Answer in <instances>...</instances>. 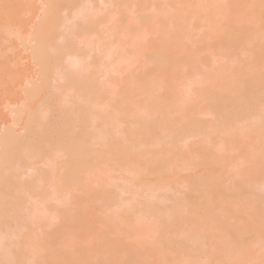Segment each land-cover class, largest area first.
<instances>
[{"label":"bare ground","instance_id":"obj_1","mask_svg":"<svg viewBox=\"0 0 264 264\" xmlns=\"http://www.w3.org/2000/svg\"><path fill=\"white\" fill-rule=\"evenodd\" d=\"M20 1L24 2L22 4H17L20 3ZM36 1L42 4L44 11L39 13L34 12L33 16L38 19L33 23L30 32H24L23 22L20 21L16 23V21H13L12 19V7L22 5V15H29L33 12L31 10L33 6L31 0H0V58L8 59L10 52H14L15 47L13 46L11 39L15 38L23 45L26 44L25 40L30 41L32 44L31 46H28L27 49H31L32 60L35 63L42 65L40 66L39 71L42 76L41 79L38 83H31L32 87L27 86L25 89L28 102L24 103L20 108L13 109L12 114L15 118L11 121L12 124L10 122L9 126L4 128V132L0 134V264H20L17 259L21 258L24 253L20 250L22 245L27 247L28 251H26L29 253H31L32 249L37 253L46 250L47 255L45 256V263L59 264L67 258L66 254L71 252L62 251L63 241L68 237L74 238L69 239L68 243L72 244L73 242V245L76 246L74 250L77 252L73 251V254L70 255L74 256L78 254L76 255V257L79 256L78 258L86 257H82V255L87 253L89 247L83 245V243H81L83 247L82 245H77L75 242L76 237L72 233V231L74 232L75 230L84 231L89 228V219L87 220L85 218L87 214L82 215L80 209L82 210L83 208L81 207L78 209L80 212L70 209V211L64 215L65 222H68L69 224L65 225L61 231L53 230L47 233L45 243L42 241H28L29 238L31 239L32 237L29 232L31 224L44 218L47 211L52 208L59 211L57 206L51 204L49 199L50 195L46 193L38 196V201H31L29 199V196L31 195L29 191H33L36 182H44L46 186L50 181L57 179L52 194V197H56V203L61 202L60 196L66 190H72L71 192H73L74 195L71 198V202H74V200H78V198H75V195L77 197H80V195L77 191H75V193L73 189L80 186L79 183L83 180L81 178L83 173L93 174L97 168L104 165H115L117 167L128 165L130 166L131 177L130 179L128 177L126 181L121 183V186L119 185L120 187H118L122 190H129L134 188L133 186L139 188L142 185L143 187L151 189L152 186L149 182L151 180L148 179L153 178V176H156L157 178L161 177V181L166 183L170 180L168 176L170 174L168 173H170L169 167L171 163L168 161H172V158L168 160V157L165 158V156L172 153V149L175 148L181 139L190 137L193 134V131H196L197 127H202L203 125L201 122H199V125H196L195 120L190 116L191 111L186 109V102V105L184 103L186 108L183 107L184 105H182L183 108H180V105L182 104L181 101L185 98L180 99L179 96H175L174 94L171 98L166 97L169 102L167 103L166 98L163 99L159 97L155 88L157 85L166 82V80L164 81L162 79L164 82L162 81V83L159 84L150 83L146 80V78L148 79L146 75L149 73L148 70V72H146V70H143V72L140 71L139 77L136 76L140 83L137 88L131 86L139 92L140 99L138 98L139 101L137 99L136 102L131 103L133 104V107L130 112L126 110L127 106L125 104L117 101V105H114L115 113L110 112L111 110H96V113H98V116L96 115L97 122L89 121V118L86 116L87 113L89 114L88 116H90V111H92L90 105L76 106L70 104L67 100H64L61 103L58 101V98H56L57 96L48 94L50 90L55 89V82L58 81V76H61L62 78H60V80L70 81L79 86L81 98L94 96L95 100H97L99 94L98 86L95 81L89 82V79L90 77L99 74L97 62H101L102 60L99 56V59L95 56L94 61L88 63L87 58L91 57L92 53L99 51L116 58L115 62H118L119 59H121L118 49L114 51L108 50L109 42L103 37V31L108 22L107 18L109 12H111V8L116 7L117 9H120L122 0H99L106 6V8L104 7L98 10L95 6V0ZM181 1L183 3L178 0H174V2H170L169 0V4H175L174 8L177 9L176 13L179 10L180 14L184 12L182 11L183 9L187 10L190 6H192L191 8L195 7V14L196 16L198 15L195 22L198 20L199 22L200 20L203 22L199 23L200 27H206L205 25H207V23H218L217 25H219V22H225V26L221 23L222 35L217 42L218 44H215L218 46L217 48L215 45L213 46H215L214 49L219 50L224 46H228L229 48L230 45H235L229 49L231 52H229L228 48V51L226 50L223 52V55L227 58L228 56L232 58L233 55V57H235L238 53V50L236 49L240 48L241 44L239 43H241V41L243 43L246 42L252 50L254 47L259 48V46L262 47L264 45V35L261 37L262 39L255 36V33L256 35L259 33L255 29L257 26L264 29V21L259 18L257 11L264 6V2L242 0L238 3V0H230L231 2L226 0L230 5L231 3H234L232 1H235V4L240 6L246 3L248 7L252 9V13L250 14L251 20H249L250 18H247V21L246 19H243L246 22L242 23L237 19V15L241 12L238 9L236 10L234 6H228L229 4L227 5L226 1H224L226 3H222V0H220L221 2L219 3L218 0L207 1L208 3H211L209 4L210 6L206 3L209 8L212 6L211 9H208L204 3L205 7L202 6L203 4H201V6L198 5L203 11V8L209 10L206 9L207 11L204 12L200 10V8L197 9L198 7L195 6L196 3L194 4L188 2L189 0H184L187 4L189 3V6L187 7L185 6L187 4L185 3L184 5V1ZM180 3L185 8L180 7L182 6ZM199 12L203 13V15ZM227 12L230 13L228 14ZM199 14L201 16H199ZM224 15H226V19ZM229 15H232L233 18H230ZM227 17H229V19ZM123 18L124 12H121L120 23L123 22L122 26L125 24ZM152 18L153 17L148 15L142 16L141 22L144 24L145 22H153L154 20L156 25L157 22ZM195 22L194 24H196ZM194 24L193 22L190 24L192 29H195V27H193ZM210 24L207 25V27H215L214 24L212 26ZM190 25L189 27L191 28ZM198 27L199 26L196 28ZM242 27L248 28H245V30L242 31L240 29ZM182 33L185 32H171L170 34H167L164 36L165 38L161 39L160 46L154 49V53L145 55V57L148 59L150 58L154 60L156 64H162L163 66L165 63H168L165 64L164 67L171 64L174 66L172 67L174 68L173 70L178 71L179 62L182 61L184 57H190V54H182L184 53L183 45L186 42L184 41L185 37L186 39L189 38L187 34ZM28 35H31L32 37L29 40L25 38ZM119 42L120 40L116 38L115 43L119 44ZM82 44H87L90 48L88 50H81L80 47ZM250 47L246 46L244 48L246 49ZM232 49L236 50L235 52L237 53L235 54ZM248 52L244 53H247L246 56L242 54L246 61H241L240 69L239 66L233 65L235 63L233 61V63L230 64L231 67L230 65H226L228 63L224 64V68L223 65H221V69L223 68L222 72L221 69H219L220 67L217 68L220 72L216 69H212L214 70V73L216 71L219 73L218 75L216 73L217 76L223 78V83L219 92H209L210 87H206L208 88V94H206L207 92L204 90V94L206 95H204L203 99L209 102L214 117L213 126H211L205 133L208 137L216 135L221 139L220 136L222 134H227L228 140H233L235 137H238V135L247 131L251 135V137L249 136L250 141L261 140V131L264 129V59L259 60L261 61V64L259 63L260 66L258 65L259 69L257 68L256 73L253 74L254 76H251L253 72L250 71V74V72H248L249 69L247 66L245 68L244 65L249 61V58H252L251 55H253V51L249 50ZM250 52H252V54ZM191 53H193V51ZM248 54L249 58L247 56ZM181 55L184 56L182 57ZM237 56L238 55H236V57ZM66 63L68 65H66ZM83 63H85V65H83ZM232 66H235V68ZM79 67L83 68L81 70L82 74L80 73V75L76 76ZM226 67H229V69ZM0 69H3V65L1 66V64ZM235 69L239 71H236ZM243 69L245 70L243 71ZM246 69L248 70L246 71ZM74 72L75 74H70ZM210 72L211 71L207 72V76H209ZM212 74L210 75L213 78L214 74ZM216 75L214 77H216ZM39 92H42L41 96H35L31 99L29 98L31 95L38 94ZM200 92L201 91H199L196 96L199 95V97H202L203 92ZM200 99L202 100V98ZM36 101L41 102L39 107L36 109L29 107ZM51 102L52 104L48 107V110L42 109L44 104L49 105ZM184 108L186 110H184ZM30 112L32 113L29 114ZM113 121H116L119 126H121V124L128 125L126 136L124 138L119 136L121 138L117 142L115 141L118 140V138L113 140V136L110 134V132L113 131L110 126ZM92 125H94L95 128V131L92 130L93 132H91ZM139 140H143L144 143H147L149 148L143 151L139 150L138 152L137 145ZM92 142L95 144L101 142L97 147L99 149L92 148ZM151 146H164L163 148L166 146V148L162 150L158 148L156 151L153 150L154 148H151ZM207 148L208 147L206 146H199V153L203 154L205 152L208 154L209 151ZM259 149L261 155H264V142H260ZM246 152L252 153V150H247ZM208 155L212 156V154ZM34 158L41 160V162L46 164L48 168L39 170V179L24 180L28 171L33 169L36 165L33 162ZM234 158L235 157H228L226 152L222 151L213 161H209L206 164L196 165L198 167L206 166L214 169L219 167L226 168L230 165L226 164L227 159L235 161ZM166 159L168 161H166ZM258 176H260V173L254 169L242 168L240 174L241 179L239 178L236 180L233 185H240L242 186L241 189L244 190L245 187L250 185ZM198 181L197 179L191 178L188 181L187 192L183 193L185 195L182 194L181 197L178 195V199L176 196V198L174 197L173 207L175 210L176 206V216L175 214L172 215L173 217L171 215V217L169 215L165 216L161 212L164 211L161 205H157L158 202L154 199L147 201L144 207L141 206V208L138 203H131L128 206L129 208H127L128 210H126L130 211V213H132L131 217L138 221L140 218H144V216L147 215L152 219L151 227L153 231L150 226L148 229L149 232H152L150 234L154 235V237L150 236V239L154 244L150 245V243H148V245L153 246V249H155L156 246L157 249L160 245H165L166 247H161L159 250L157 249V251H160L161 249V252L163 248L166 250L168 247L170 248L168 249L170 251L167 250L168 253L166 251L167 255L166 253L163 254L165 250L162 252L161 255H163L164 258L158 254L159 263L167 259L171 260L169 253L171 251L173 253L176 250V252H182V258H177L181 259L178 261V264H204L205 261V263L210 262L212 257H214V262L216 260V262H218V259L221 258V260L219 259V264H225L228 262V259L226 258L231 259H229L230 264H245L243 263L246 260L245 258H247V255L250 256L253 253V247L255 248L257 243L263 242L262 246L264 247V202L259 201L260 205L258 206L259 208L256 209V218L250 220L248 216L244 217L246 216L245 214L242 216L243 214L241 211H237L239 208L233 209L235 205L233 206L231 204L234 203L229 204L231 201L227 199L229 197H239L238 194H242L241 190L236 194L230 193L228 197L223 194L227 191V189H224V186L226 185L221 184L219 178L217 180L214 175H212L209 180H207L208 182L204 184H201ZM164 182H161V184H165ZM87 184H89V180ZM148 186L151 187L149 188ZM85 188L86 187L84 186L83 189ZM98 189L97 185L93 194L89 191L86 192V196H88V193L94 196V193L97 192ZM143 191L145 190L143 189ZM136 194L138 195L137 192ZM222 199L227 204L217 206L216 203L222 201ZM226 199L229 203L226 202ZM224 202L222 201V204ZM69 206L70 204L63 210H69ZM232 210H234V215L237 221L229 224L230 222H227L228 214L229 212H232ZM119 212L121 211L113 213L112 218H114L115 215H120L121 213ZM257 219L259 220L257 221ZM28 220H30V224L25 225ZM198 224H200V226H196ZM207 225L211 228L214 227L213 229L217 230V233L221 231V233H218L220 236L219 238L222 240V242L218 244L221 245V250L211 248L210 250H207L209 252H205L203 247L210 235L207 233L200 234V232L197 231L199 234L197 235L198 237H196L197 233H194L196 238L193 236V229L194 231L199 230V228L206 229V227H208ZM169 230L174 233H171ZM166 233H169L170 235L173 234L171 237L168 236L171 239H168V242L166 241L170 246L163 243L165 238L162 236L163 234L167 236ZM188 234L191 236L190 242V236H188ZM200 235H202V239L197 240ZM161 238H164L163 241ZM184 238L187 240L184 241ZM146 242H142L141 247L143 249H141V251L145 250V254L146 252H149V255H157L152 250L151 253L149 249L150 247H147ZM186 242H189L188 245ZM71 244L69 246H71ZM156 244H159V246ZM123 245L124 243L121 242L120 246ZM48 246H50V248H48ZM120 246L116 243V240L109 239L105 242V252L102 253L103 257H106V259H101L102 254L100 256L98 255V258L106 263L97 260L96 254H92V257V255L88 253V255L91 256L88 257L91 262L89 259H86L84 264L136 263L135 257L129 254H133L134 249L132 247L130 248L128 245H124V248H130V251H125L123 250L124 248H121ZM71 249L73 250L72 246ZM85 249L86 252H84ZM94 255L96 257H94ZM107 255H109L111 259ZM164 255H166V257L168 256V258H165ZM245 255L246 257L243 258ZM67 256H69V254ZM224 256H226V258ZM216 257H218V259H216ZM160 258H162V260ZM224 258L227 261L224 262ZM33 262H31V264ZM164 262L168 263V261ZM33 264L40 263L35 261ZM62 264H64V262Z\"/></svg>","mask_w":264,"mask_h":264},{"label":"rangeland","instance_id":"obj_2","mask_svg":"<svg viewBox=\"0 0 264 264\" xmlns=\"http://www.w3.org/2000/svg\"><path fill=\"white\" fill-rule=\"evenodd\" d=\"M178 1L182 2L181 0H178ZM207 1L209 0H189L188 2H191L194 4L196 3L195 6L198 7V5L201 6V4L203 3L204 4L208 3ZM224 1L226 0H222V3ZM241 1L242 0H238L237 2L239 3ZM253 1L264 2V0H253ZM23 2L24 1H20V3H17V4H22ZM121 2L122 4H121L120 9H117L116 7L111 8V12H109V16L107 18L108 22L106 23L105 30L103 31V37L105 38L106 41L109 42L108 50L114 51L118 49L120 52L121 59H119L118 62H115L116 58H113L111 55H108L106 53L99 52V51L92 53V56L87 58L88 63H92L95 59V56L97 59H99L98 58L99 56L102 60L101 62H97L98 68H99V74H97L96 76H92L89 79V82L95 81V83L98 86L99 94L97 96V100H95L94 96H88V97L81 98L79 86L76 83H73V82L71 83L70 81L60 80V78H62L61 76H58V81L55 82V85H54L55 89L50 90L48 94L57 96L56 98H58V101H60L61 103L64 100H67L70 102V104H74L76 106L86 105V104L90 105L92 108V111H90L91 112L90 116H88L89 115L88 113L86 116L89 118L88 119L89 121L97 122L96 115L98 116V113L96 112L99 110L101 111L111 110L110 112L115 113L116 111L114 110V107H115L114 105L115 104L117 105L116 103L117 101L119 103L125 104L127 106V109L125 108L126 106L124 108L130 112V110L133 107V104L131 103L136 102L138 98L140 99L139 92L133 89V87L137 88L138 85H140V83L138 82L139 73L140 71L143 72V70H146V72L149 71V73L146 74L148 77V79L146 78V80L149 81L150 83L159 84V83H162L163 80L164 81L166 80V82L163 81L164 82L163 84L157 85V87L155 88V91L159 97L163 99H165L166 97L171 98L175 94V96L176 95L179 96L180 99L185 98L182 101L180 100L182 103L181 105L179 104L180 108L186 102L187 105L186 103L185 105L187 108L185 107V105L183 107L191 111L190 116L193 118V120H195L196 125H199V122H201L203 125L202 127H197L196 131H193V134L190 137L181 139L180 142L175 146V148L172 149V153L169 155L167 154V156H165V158L168 157V160L172 158L171 159L172 161H168L166 159V161L171 163L169 167L170 173H168L170 174L168 175L170 180L166 183L164 181H161L162 180L161 177L157 178L156 176H153V178L148 179L152 181V182L149 181L152 186V187L150 186L151 189L143 187L142 185L140 187L138 186L139 188H137V186H133L134 188L129 189V190H122L121 188H119L121 186V183L125 182L128 177L129 179L131 177L130 166L128 165H125L123 167H117L115 165H104V166L97 168L95 170V173L93 174L83 173L81 176L83 180L79 183L80 186H78L79 188L81 187L80 188L81 190L78 187L73 189L74 192L77 191V193L80 195V197L79 196L77 197L75 195V198L76 199L78 198V200L77 201L74 200V202H71V198L74 195V193L71 192L72 190H66L60 196L61 202L56 203L55 201L56 197H52V194H53L54 185L56 184L57 179L50 181L46 186L44 182H41V181L36 182L33 191H29L31 194L29 196V199L31 201H35V200L38 201L39 200L38 196L46 193L50 195L49 199H50L51 204L53 206H57L59 208V211L54 210L52 208L49 211H47L44 218L31 224L30 226L31 229L29 232L32 237L31 239L29 238L28 240L29 242L42 241L45 243L47 233L53 230L61 231L65 225L69 224L68 222L67 223L65 222L64 215H66L70 211V209H74L73 211L77 210L78 212L81 211L82 215L87 214L85 218L87 220L89 219V222H90V225H88L89 226L88 229H85L84 231L83 230H78V231L75 230L76 232L72 231V233L76 237L75 242L77 245L79 244L81 246L82 245L81 243H83V245H86L87 247H89L88 248L89 251L87 250V253H84V255H82V257L83 256H86V257L78 258L79 256L76 257V255L78 254L74 256L70 255V254H73V251L76 252L74 250L76 246L73 245V242L72 244L70 243L71 246L73 247V250L71 249V246H69L70 244L68 243V240L74 239V238L68 237L63 241L62 251H65V252L71 251V252L67 253L66 254L67 258L64 261H61L59 264H62L63 262L64 264H84L86 259H89L88 257H91L88 255V253L90 255L96 254L97 257L95 255L94 257H96L97 260H100V258L98 257L102 253L105 252L104 244L109 239L114 240V241L116 240V243L119 246H120V243L122 242L124 243V245L130 246V248L132 247L134 249L133 250L134 252L132 251L133 254L132 253H129V254L135 257L136 263L133 262L134 264H178L179 263L178 261L181 259H177V258L179 257L182 258V254H181L182 252H179V251L176 252V250L175 252H173L174 254L172 253V251L169 253L171 260L163 259L164 261H168V263L164 261H163L164 263L161 261H160L161 263L158 262L159 261L158 254L161 255L164 250L165 251L163 254H165L166 251L170 249L168 247L170 245L167 244L168 242L167 240L171 239L168 236L171 237L173 234L172 235L170 234L173 231L171 232L169 230L171 233L169 231L167 232H169L170 234L166 233L167 236L164 234L162 236L165 238V239L163 238L164 239L163 243L168 245L167 246L168 249L166 250L163 248L162 252H161V249L160 251H157V249L159 250V248L161 247H166L165 245L163 246L160 245V247L157 249H156L157 246L155 247L156 249V252H155V249L152 248L153 246L148 245V243H150V245L154 244V242H152L150 239V236L154 237V235L150 234L152 232L151 231L149 232V229H148L149 226L150 227L152 226V219L147 215V216H144V218H140L138 221L134 219L133 217H131L132 213H130V211H127L128 210L127 208H129L128 206L134 202L138 203L141 208V206L144 207L147 201L154 199L158 202L157 205L159 204L161 205L162 209L164 210L161 212L165 216L167 215L172 216L174 214L176 216V213H175L176 206L174 210L173 199H175L176 197L178 199L179 198L178 195L181 197L183 193L187 192L188 181L191 178L197 179V181L199 180L198 182H200L201 184H204L208 182L207 180H209V178L212 175H214L217 180L219 178V181L221 182V184L226 185L224 186L225 187L224 189L225 190L227 189V191L223 193L225 196L230 195V193H235V194L239 193V191L241 190L242 194H238L239 197L236 198V197L228 196L229 198L227 199L231 202L229 203L227 199H226V202H228L229 204L234 203V204H231L233 206L235 205L233 209L239 208V210L237 211H241L243 214L242 216H244L245 214L246 216L244 217L248 216L250 220L256 218V214H257L256 209H258L259 208L258 206L260 205L259 201L264 202V155H261V151L259 149L260 142H264V129L261 131L260 141H257V140L253 142L250 141L249 136L251 137V135L247 131H245L243 134L238 135V137H235V139L233 140H228L227 134H222L220 136L221 139L218 138L216 135L215 136L213 135V137L212 136L208 137L205 133L207 130H209L211 126H213L214 117L212 115L213 111L210 107L209 102L203 99L204 95L208 94V88L206 87H210L209 89L211 91L209 90V92L213 91L216 93L221 90L223 78H221L220 76H217L219 74L218 72H220L217 70V68L220 67L219 69H221V65H223V68H224L225 67L224 64L228 63L226 65H230L233 62H235L233 65L239 66V69H240L241 61L245 60L244 56H246L247 54V53L246 54L244 53L248 52L249 50L253 51V55H251L252 52H250L251 53L250 55L252 56V58L250 59L249 54H248L247 56L249 58L248 59L249 61L243 64L245 65V68L247 66V68L249 69L248 72L250 71L253 72L251 76H254L253 74L256 73V69L260 66L259 63L261 64V61L259 60L264 59V45L262 44L263 46L262 47L259 46V48L254 47V49L252 50L251 47L246 42H244L245 43L244 44L241 41V43H239L241 44V46L239 45L240 48L236 49L238 50L237 51L238 53L235 52L236 50L232 49V51L234 50V53L235 54L237 53L236 55L238 56L236 57L235 55V57H233L234 56L233 55L232 58H230L226 54L228 52H226L225 54L228 56L227 58L225 55H223V52L227 50L228 46L227 47L224 46L223 48L219 46L221 48L219 50L214 49V47L216 46L215 44L221 38L220 37L222 35L221 29H222V25L225 26L224 24L225 22L223 21L219 22L220 23L219 25H217L218 23L217 24L209 23L211 26L214 24L215 26L214 28H212L213 26L207 27V25H209L208 23L207 25H205L206 27L204 26L200 27L199 23L202 21L200 20L199 22L198 20L197 22H195L198 16V15L196 16L195 14L196 12L195 7L191 8L192 6H190V8H187V10L183 9L182 11L184 12H182L181 14L178 10L177 12L178 14H177L176 13L177 9L174 8L175 4H172V3L169 4V0H122ZM170 2H174V0L173 1L170 0ZM219 2L221 1L218 0V3ZM232 2L234 3H231V5L227 2V5L229 4L228 6H234L236 10L238 9L241 13L238 12L239 14L237 15V19L241 21L242 23L246 22L247 18L251 17L250 14L252 13V9H250L246 3L240 6L238 4H235V1H232ZM31 3L33 4L31 8L33 12L29 15H22V8H21L22 5L12 7V10H13L12 19L13 21H16V23L20 21L23 22L24 32H27V31L30 32L31 27L33 26V23L37 21L38 18L33 16L34 12L39 13L41 11H44V7L42 6L40 2L36 0H31ZM185 3L186 2L184 1V5ZM188 4L185 6L188 7L189 6ZM204 4L202 6L205 7ZM209 4L211 3L209 2L208 6H210ZM180 5L182 4L180 3ZM95 6L97 7V10L104 8V7L106 8V6L103 3H101L99 0H95ZM208 6L206 4V7ZM180 7L185 8L183 5ZM211 7L210 8L208 7V9H211ZM199 8L200 7H198L197 9ZM203 9L204 11L208 10L207 8H203ZM200 10L202 9L200 8ZM257 11H258L259 18L264 21V6H262ZM121 12H124V18H123L124 19L123 21H125L124 26H122L123 22L120 23ZM201 14L203 15V13ZM146 15L153 17L155 21L157 22V24L155 25L154 20L153 22H148V23L145 22L143 24L141 22V17L146 16ZM226 15H224L225 19H226ZM199 16L201 15L199 14ZM229 17L233 18L232 15H229ZM229 17L227 18L229 19ZM243 19L244 20L246 19V21H244ZM249 20H251V18ZM192 22L193 24L194 22L196 23L193 26L195 27V29H192V26L190 25L192 24ZM189 25L191 26V28L189 27ZM196 25L199 27L196 28L197 27ZM245 28L242 27L240 29L244 31ZM261 28L262 27L260 26L259 27L257 26L255 28L259 32L257 33V35L255 33V36H258V38L259 37L261 38L264 35V29L263 28L261 29ZM133 29H136V30H133ZM171 32H177V33L185 32L182 34H187L189 36V38L187 37L188 39H186L185 37L184 41L186 42L183 45L184 53L182 54L184 55L190 54V57L189 56L184 57V59L179 62L178 64L179 69H177L178 71L173 70L174 68L172 67L174 66L171 64H170L171 66L166 65V67H164L165 64H168V63H165L163 66L162 64H156L154 60L150 58L148 59L145 57V55L153 54L155 51L154 49L160 46L161 39L165 38L164 36H166L167 34H170ZM25 38L29 40L32 37L31 35H28ZM116 38L120 40L119 44L115 43ZM11 40H12L13 46L15 47L14 52H10V54L8 55V59L0 58V64L1 66L3 65V69H0V134L4 132V128L9 126L10 122L15 118L13 117V114H12L13 109L20 108L21 106L24 105V103L28 102L27 95L25 92L26 87L27 86L32 87L31 83L33 82L38 83V81L42 77L39 72L40 66L42 65L37 64L32 60L31 49H27V47L31 46L32 43L30 41L25 40L26 44L23 45V44H20V42L17 41L15 38H12ZM233 46L230 45L228 50L232 48ZM246 46L250 47V48H246L247 50L249 49L248 51L244 48ZM89 48L90 46H87V44H82L80 47L81 50H88ZM192 51L193 53H191ZM229 52L231 51L229 50ZM242 54H244V56ZM184 55H181V56L183 57ZM66 65L68 64L66 63ZM83 65H85V63H83ZM232 67L235 68V66H232ZM226 68L229 69V67H226ZM82 69L83 68L81 67L78 68V71L76 72V76L80 75ZM212 69H216L218 72L216 71L214 73V70ZM222 69H221V72H222ZM248 69H246V71ZM244 70L245 69H243V71ZM209 71H211L210 74H212L213 72L214 76L217 73L216 77L213 76L212 78L210 74L209 76H207V72ZM236 71H239V70H236ZM70 74L73 75L75 74V72L70 73ZM57 87H60V88H57ZM204 90L207 92L206 94H204ZM199 91L203 92L202 97L201 96L199 97V95L196 96V94L199 93ZM41 95H42V92H39L38 94L31 95L29 98L31 99L35 96H41ZM200 98H202V100ZM163 101L166 102L165 100ZM167 103H169L168 99H167ZM40 104L41 102L36 101L35 103L31 104L32 106H29V107H33L34 109H36L37 107H39ZM51 104L52 102L49 105H46V104H44V106L42 105L43 106L42 109L48 110V107H50ZM185 108L184 110H186ZM31 113L32 112H30L29 114ZM110 126L113 130L111 131L113 133L110 132V134L113 136L112 137L113 140H116L118 138V140H116L115 142L120 140L121 137L119 136H122L123 138L126 136V132L128 128L127 124H124V125L121 124V126H119L116 121H113ZM92 130L95 131L94 125L91 126V132H93ZM100 144L101 142H99L98 144L93 143V146L92 145L90 146H92V148L95 149ZM197 146L198 147L199 146L208 147L207 148V150L209 151L208 154H212V156L206 154L205 152L203 154H200ZM161 147L151 146V148H154L153 150H156V151L158 148H160L161 150L166 148V146L165 148H163L164 146L162 148ZM137 148L139 152V150L143 151L149 148V145L147 143H144L143 140H139ZM247 150H252V153H247L246 152ZM222 151H225L228 157H231V158L235 157L234 158L235 161H230L227 159L226 164H230L229 167H226V168L219 167V168L214 169V168H208L206 166H201V167L197 166L200 164H206L209 161H213L214 159H216L218 154H220ZM33 162L36 165L35 167H33V169H30L28 171L27 175H25L24 177V180L39 179V174H38L39 170L48 168V166L44 164L43 162H41V160H39L38 158H34ZM242 168H249V169L252 168L255 171L260 173V176L256 177V179L253 180V182L250 185L246 186L244 190L241 189L242 186L240 185H233V183L240 178ZM88 180H89V184H87ZM161 182H164L165 184H161ZM97 185L99 189L97 190V192H95L96 195L94 193V196H93L91 194H93L94 189L97 188ZM82 186L83 187L85 186L86 188L83 189ZM141 188H143L145 191H143V189ZM89 191L91 194L88 193L87 194L88 196H86V192H89ZM136 192L138 193V195L136 194ZM222 201L224 202L223 199ZM222 201H218L216 203L217 206H220V205L223 206L227 204L225 202L222 204ZM69 204H70L69 210L64 211L63 209H65ZM80 207L83 209L81 210ZM78 209H80V211ZM241 209L244 211V213ZM117 211H121L119 212L121 213L120 214L121 216L115 215L114 218H112L113 213ZM258 220L259 219H257V221ZM236 221L237 219L234 215V210H232V212H229L228 214L227 222H230L229 224H231V222L235 223ZM29 224H30V220H28L25 223V225H29ZM196 226H200V224ZM213 228H211L210 226L206 227V229L199 228V230H195L196 232L193 229V236H194V233L195 234L197 233V231H199L200 234L207 233L208 235H210L209 239L206 240V243L203 247L205 252L207 250H210L211 248L221 250V247H220L221 245H218L222 242L218 234L219 232L221 233V231L217 233V230ZM151 230H152V227H151ZM197 235L199 234L197 233L196 237H198ZM188 236L190 235L188 234ZM201 236L202 235H200V237L197 238V240L202 239ZM190 238L191 236L189 237V242H190ZM163 239L161 238L162 241ZM183 240L186 241L187 239L184 238ZM144 241L146 242L147 247H150L149 248L150 251L152 250L157 255H154V254L149 255L148 254L149 252L148 253L146 252L145 254V250L141 251V249H143L141 247L142 242L145 243ZM189 242H186L187 245ZM191 243H192V240H191ZM262 243L259 242L255 245V248L253 247L254 249L252 251L253 253L250 256L247 255V258H245L246 260L244 259L245 262L243 263L245 264H264V250H263L264 247L262 246ZM169 244H170V240H169ZM29 245L31 246L30 243ZM124 245L120 247L124 248ZM156 245L159 246V244H156ZM48 248H50V246H48ZM126 248H124L123 250L130 251L129 247L127 249ZM20 250L21 252H24L21 258L17 259L20 262V264H31V262L33 261L34 262L37 261L40 264H46L45 263V256L47 255L46 250L37 253L35 250L32 249L31 253H29L27 252L28 251L27 247H25L24 245H22ZM173 251H174V248H173ZM84 252H86V249ZM68 254L69 256H67ZM166 255H164L165 258H168V256L166 257ZM161 256L163 257V255ZM224 257L226 258V256ZM244 257H246V255L243 256V258ZM103 258L104 257L102 254L101 259ZM213 258L214 257H212L211 261L209 260L210 262L205 263L206 262L205 261L204 264H219V259L221 260V258L218 259V257H216V259H218V262H216L217 260L214 262ZM104 259H106V257ZM160 259L162 260V258ZM226 259H228V262H229L230 258H226ZM226 259L223 261L224 262L227 261ZM101 262H105V261L102 260ZM228 262H226L225 264H227ZM228 264H230V262Z\"/></svg>","mask_w":264,"mask_h":264}]
</instances>
